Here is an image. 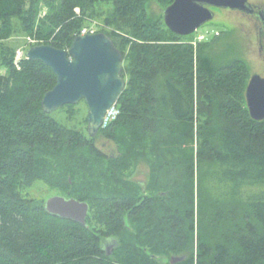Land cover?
<instances>
[{"label":"trees","instance_id":"obj_1","mask_svg":"<svg viewBox=\"0 0 264 264\" xmlns=\"http://www.w3.org/2000/svg\"><path fill=\"white\" fill-rule=\"evenodd\" d=\"M157 1L165 10L175 0ZM147 4L0 0V264H161L164 254L185 258L179 264H264V121L247 108L249 67L221 63L209 42L196 50ZM97 21L123 53L127 85L118 118L92 138L69 126L75 105L63 108L67 123L45 113L56 74L27 59L19 69L8 42L20 33L69 49ZM152 157L150 194L134 210L141 188L128 171ZM36 182L89 203L87 226L24 195Z\"/></svg>","mask_w":264,"mask_h":264},{"label":"water","instance_id":"obj_2","mask_svg":"<svg viewBox=\"0 0 264 264\" xmlns=\"http://www.w3.org/2000/svg\"><path fill=\"white\" fill-rule=\"evenodd\" d=\"M213 9H229L246 15H253L256 11L250 0H175L163 10L164 22L174 34L192 36L215 19ZM262 15L264 11L260 12ZM260 52L264 54V33ZM26 59L44 63L57 76L56 86L43 99L45 113L51 115L65 106L84 101L88 108L89 136L97 137L103 129L107 112L118 104L127 85L123 76L124 56L114 41L102 32L80 35L69 49L34 45L26 51ZM246 100L251 118L264 121V77L254 75L250 78ZM45 207L50 215L87 225L90 213L87 202L61 195L48 199ZM184 260L174 257L171 263Z\"/></svg>","mask_w":264,"mask_h":264},{"label":"rangeland","instance_id":"obj_3","mask_svg":"<svg viewBox=\"0 0 264 264\" xmlns=\"http://www.w3.org/2000/svg\"><path fill=\"white\" fill-rule=\"evenodd\" d=\"M253 5L264 8V0H250ZM148 13L152 18L158 20L163 15V9L159 5L157 0H148L147 4ZM216 16L211 22L205 24L201 27L194 35L188 36L189 43L194 46L197 50L200 43L209 42L212 54L219 59L221 63H228L234 60H243L247 63L251 77L254 75H260L264 77V55L260 52V26L257 24L256 17H251L241 12L232 11L229 9H213ZM79 13V10H77ZM98 30L102 26L101 21L95 22L94 25ZM199 35L207 36V41L195 43ZM34 39L25 34H16L8 42L10 45L19 47L18 49H29L31 45L33 46ZM6 72L2 70L0 74H5ZM76 110L79 115L75 118L73 122H68L67 110L60 109L54 112L53 118L61 120L65 123L68 122L69 126H78L83 130H87V124H84L85 117L88 115V108L86 103L80 102L75 105ZM98 147L108 156L116 157L119 153V146L102 137H98L97 140ZM154 158L149 161V159L139 158L137 159L128 173L129 178L138 185L139 182H145L146 184L151 183V178L153 177V166ZM139 186V192L141 188L140 196L150 194V191L146 189V193H143V188ZM199 186V179L196 176L195 187L196 190ZM142 193V194H141ZM197 193V191H196ZM24 195L31 198L45 200L47 201L51 197L61 196L60 191L51 189L43 182H36L31 188L23 192ZM198 219H196L197 221ZM198 222V221H197ZM198 227V223H197ZM114 243L109 244V249H113ZM174 257H179L173 254H164L159 256L158 260L161 264H172L171 259ZM180 258V257H179ZM183 262V261H182ZM181 263V262H179ZM177 263V264H179Z\"/></svg>","mask_w":264,"mask_h":264},{"label":"built area","instance_id":"obj_4","mask_svg":"<svg viewBox=\"0 0 264 264\" xmlns=\"http://www.w3.org/2000/svg\"><path fill=\"white\" fill-rule=\"evenodd\" d=\"M94 25V24H93ZM99 32L98 28L96 26H91L89 28H85L82 31L81 35H87V34H94ZM198 39H196L195 43L198 42H203V41H207V36L205 35H199V37H197ZM34 43H36V41H34ZM26 51L27 49H18L16 52V57H15V64L16 66L20 69V63L21 61H23L24 59H26ZM119 109L117 108V105H114L106 114L105 118H104V124H103V129L109 127L117 118L119 115Z\"/></svg>","mask_w":264,"mask_h":264},{"label":"flooded vegetation","instance_id":"obj_5","mask_svg":"<svg viewBox=\"0 0 264 264\" xmlns=\"http://www.w3.org/2000/svg\"><path fill=\"white\" fill-rule=\"evenodd\" d=\"M256 11L253 15H249L251 17H256V20H257V24L260 26L261 30H260V47L262 45V42H263V33H264V21H263V18H264V15L260 16V12L261 11H264V8H261L259 6H256ZM262 55H264L263 53H261ZM87 131H88V128H87ZM89 133V132H88ZM98 136V135H97ZM96 138V137H95ZM140 186L143 188V193H146V189H145V182H139ZM148 196L146 194L142 195V196H139L138 198L135 199L134 201V210H137L138 208H140V206H142L145 201L147 200ZM133 210V211H134ZM87 226V225H86ZM111 243H114L115 245V241L113 239H108L105 243H104V249L107 251V252H111L112 254V250L113 249H109V244ZM114 247V246H113Z\"/></svg>","mask_w":264,"mask_h":264}]
</instances>
